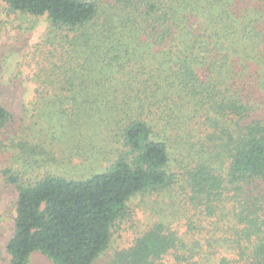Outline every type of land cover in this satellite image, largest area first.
Segmentation results:
<instances>
[{"label": "trees", "instance_id": "16d2710c", "mask_svg": "<svg viewBox=\"0 0 264 264\" xmlns=\"http://www.w3.org/2000/svg\"><path fill=\"white\" fill-rule=\"evenodd\" d=\"M3 1L49 22L37 93L58 99L67 148L54 135L37 154L110 162L6 172L5 264H95L140 195L155 218L104 264H264V0ZM12 119L0 105V128Z\"/></svg>", "mask_w": 264, "mask_h": 264}, {"label": "rangeland", "instance_id": "374dc122", "mask_svg": "<svg viewBox=\"0 0 264 264\" xmlns=\"http://www.w3.org/2000/svg\"><path fill=\"white\" fill-rule=\"evenodd\" d=\"M48 25L46 16L37 17L13 11L5 1L0 0V105H5L13 114L11 122L0 128V264L10 260L7 244L14 234L18 196L6 172L13 170L16 173H28V178L34 179L38 174L63 173L74 167L72 175H88L102 171L110 163L92 156L81 164L80 159L76 158L74 166L69 167L62 165V160L58 161L57 157L48 160L37 154L40 150H52L46 141L54 135L59 141L53 140L57 143L55 148L59 157L67 148L64 144L66 141L61 138L62 134L67 136L58 124L54 125L56 120H61L56 113L58 99L53 93H44L42 96L37 93L39 84L35 76L37 61L34 51L46 37ZM24 142L29 144L26 153ZM154 203V198H148L147 195H140L134 200V206H138L134 209L139 215L128 218L120 227H116L112 246L95 264H104L118 247L129 242L134 232L141 229L146 221L155 218L151 211ZM27 264L54 263L45 254L35 252Z\"/></svg>", "mask_w": 264, "mask_h": 264}]
</instances>
